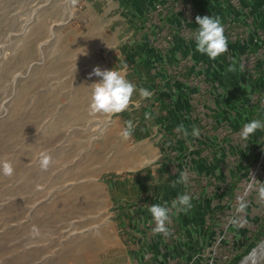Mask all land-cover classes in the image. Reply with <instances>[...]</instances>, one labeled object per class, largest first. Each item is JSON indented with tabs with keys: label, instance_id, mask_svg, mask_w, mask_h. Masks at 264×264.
<instances>
[{
	"label": "rangeland",
	"instance_id": "1",
	"mask_svg": "<svg viewBox=\"0 0 264 264\" xmlns=\"http://www.w3.org/2000/svg\"><path fill=\"white\" fill-rule=\"evenodd\" d=\"M81 13V0H0V161L14 167L0 172V264H130L109 183L137 151L118 114H89L101 65Z\"/></svg>",
	"mask_w": 264,
	"mask_h": 264
},
{
	"label": "crops",
	"instance_id": "2",
	"mask_svg": "<svg viewBox=\"0 0 264 264\" xmlns=\"http://www.w3.org/2000/svg\"><path fill=\"white\" fill-rule=\"evenodd\" d=\"M200 12L218 16L224 23L230 17H241V13L223 0H190ZM247 8L255 24L264 28V0H240ZM155 0H81V23L83 47L97 57L101 70L119 69L128 65L126 78L137 86L133 104L118 114L122 128L125 121L132 120L135 131L129 141L137 151L125 166V175L114 178L109 184L116 188L112 193L113 205L120 206L114 225L131 229L130 238L134 246L125 249L131 264H207L200 252L226 231L234 236L236 253L227 264H236L251 248L264 239V217L259 216L258 196L249 199L245 213H237L233 199L239 190L236 182L243 178L249 166L259 157L262 132L257 130L245 148H235L227 128L220 124L208 125L205 134L185 138L175 131L177 125H192L201 128L189 117L188 96L195 91L171 74L170 67L179 61L188 65L201 62V74L213 88L214 100L207 105L206 114L215 121L228 120L231 129H237L246 120L261 119L257 108L248 104L250 95L264 87V79L251 81L238 67L243 51L238 44L228 45V51L215 61L195 50V23H185L182 14H170L167 21L175 33L174 41L165 50L150 47L146 40L136 38L138 23ZM186 27L188 37L180 30ZM235 61L237 71H227ZM184 75L186 80L188 76ZM97 82L100 77L95 78ZM145 88L153 93L151 98L140 99L138 90ZM139 104L137 107L136 104ZM143 104L146 107H143ZM150 115V119L145 114ZM181 137L178 142L179 166L174 177L167 175L169 152L174 148L171 138ZM228 156L235 157L228 162ZM193 172L186 184L173 187L180 171ZM201 177H205L203 181ZM215 180L212 192L208 187ZM224 184V186L222 185ZM181 194L192 198L193 207L185 212L171 209V202ZM171 209L169 215L174 226V237L167 241L163 234L154 235L146 222L152 218L149 205L165 204ZM123 203V204H122ZM115 209V208H114ZM114 213V212H113ZM234 213L243 219V226L228 224L218 216ZM256 225L255 231L250 229ZM262 244V243H261ZM264 264V263H263Z\"/></svg>",
	"mask_w": 264,
	"mask_h": 264
},
{
	"label": "built area",
	"instance_id": "3",
	"mask_svg": "<svg viewBox=\"0 0 264 264\" xmlns=\"http://www.w3.org/2000/svg\"><path fill=\"white\" fill-rule=\"evenodd\" d=\"M223 2L241 13V17H230L222 23L228 45L239 44L243 49L238 61L239 69L241 64L244 65L241 72L245 73L251 81L255 82L259 79H264V28L255 24L249 10L242 6L240 0H223ZM179 13L182 14L185 19L184 25L187 23H195L197 15L201 17L206 15V12L198 11L190 0H155L151 8L146 11L143 18L139 21V30L136 34V38L143 37L147 44L156 50L167 49L174 41L173 39L175 36L170 23L167 21V17L170 14ZM180 34L182 37L187 38L188 29L183 27V29L180 30ZM187 65L186 62L181 60L170 67V72L176 75L182 83L190 87L194 86L195 88L193 93H189L187 99L189 106L188 115L196 124H200V136L205 134L206 130L209 129L208 125L220 124L221 127L227 128L226 134L230 136L231 142L235 148H245L248 146L252 136L245 141L240 138L239 133L243 125L250 121L246 120L242 122L237 129L233 130L228 127V124H230L228 120L222 119L220 121H215L206 114L207 105L214 100L213 88L216 84L207 81L201 74V70L203 69V64L201 62L189 64V66L193 68L190 74V71H186ZM186 74H189L187 80L184 76ZM248 104L250 107L257 108L258 112L261 114L260 120L264 121V87L258 91L255 90L252 92ZM143 107H146V105L143 104ZM261 132L263 135L259 157L249 166L246 175L236 182V187L239 190L238 194L233 199V206H236V208L237 197L244 195L246 191L248 193L245 197L247 203L250 198L258 196L256 191L257 185L253 184L251 175L254 176L256 180L264 183V130H261ZM180 139L181 137L179 136L170 139L174 148L169 152L167 175L171 178L177 174L179 166V152L177 146ZM234 160L235 157L228 156L229 163ZM187 173L188 178H195L193 172L187 171ZM201 179L203 181L206 180L205 177H201ZM216 184L217 182L213 180L208 187V192H212ZM250 184L252 188L249 190ZM222 185L224 186V184ZM258 204L259 216L264 217V204H261L259 200ZM117 212H119L118 209L116 210V213ZM218 217L228 224H231L229 223V219L234 217V213ZM170 219L171 223L167 225L171 231L169 237H174L175 232L171 216ZM154 226L155 222L153 218H150L146 222V227L153 228ZM256 228V225H251L250 227L252 231H255ZM116 231L126 249L134 246V242L130 238L131 229L118 225ZM169 237H165V240L167 241ZM235 253L234 236L232 233L226 231L222 236L215 239L209 246L202 250L199 256L206 258L207 264H227L234 258Z\"/></svg>",
	"mask_w": 264,
	"mask_h": 264
},
{
	"label": "clouds",
	"instance_id": "4",
	"mask_svg": "<svg viewBox=\"0 0 264 264\" xmlns=\"http://www.w3.org/2000/svg\"><path fill=\"white\" fill-rule=\"evenodd\" d=\"M71 7L75 8L78 4V0H69ZM196 28L193 36L195 42V50L200 54H206L209 59L215 61L221 54L228 51V40L224 34V27L222 25L221 19L216 16L205 15L203 17L197 15L195 18ZM244 65H240V70H243ZM128 65L124 62L123 65L117 69L114 67L111 70L105 69L101 70L100 67H94L93 71L89 73V78L91 76H97L101 79L98 82L91 84L92 92L89 104V114L92 116L101 115L106 117H111L116 114L126 111L130 105L133 104L132 97L134 93L137 92V86L130 82L126 78V73ZM227 71L235 72L237 71L236 63L233 61L229 66ZM138 94L140 99L151 98L153 93L143 87L139 88ZM138 107L139 104L137 103ZM146 118L150 119L149 114H145ZM135 124L132 120L125 121V126L120 132L121 137L124 140H130L132 138L133 132L135 131ZM257 130H264V121L253 119L243 125L239 136L242 140H248L250 136L255 134ZM175 131L182 134L185 138L192 136L198 138L200 136V130L197 126L192 125L191 128L186 127L183 123L177 125ZM40 167L42 170H47L52 163V158L47 153L40 154ZM0 172L4 176L11 177L14 174V167L9 160L0 161ZM253 184L257 185L256 191L258 193V200L261 204H264V183L256 180L254 176L251 175ZM188 182L187 171H180L178 179L173 181V187L177 184ZM252 185H249V190ZM247 191L244 195L237 197V213H245L248 207V203L245 199ZM192 198L188 194H181L175 200L171 202V209H176L178 212L189 211L193 205L191 203ZM167 202L165 204H152L149 205L147 210L151 214L155 226L152 228V233L154 235L163 234L164 237H169L171 235L170 229L167 227L171 223L170 211ZM229 223L233 225L239 224L243 226L246 223L243 219L230 218ZM37 229L33 228V232ZM131 264V261H130Z\"/></svg>",
	"mask_w": 264,
	"mask_h": 264
},
{
	"label": "bare ground",
	"instance_id": "5",
	"mask_svg": "<svg viewBox=\"0 0 264 264\" xmlns=\"http://www.w3.org/2000/svg\"><path fill=\"white\" fill-rule=\"evenodd\" d=\"M264 257V243L255 247L241 264H258Z\"/></svg>",
	"mask_w": 264,
	"mask_h": 264
},
{
	"label": "water",
	"instance_id": "6",
	"mask_svg": "<svg viewBox=\"0 0 264 264\" xmlns=\"http://www.w3.org/2000/svg\"><path fill=\"white\" fill-rule=\"evenodd\" d=\"M245 258H246V257H245ZM245 258H244V259H245ZM244 259H243V260H244Z\"/></svg>",
	"mask_w": 264,
	"mask_h": 264
}]
</instances>
